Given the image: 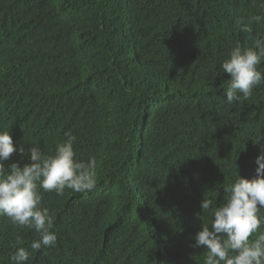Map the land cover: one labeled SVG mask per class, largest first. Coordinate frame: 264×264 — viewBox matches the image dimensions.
<instances>
[{"label":"trees","instance_id":"1","mask_svg":"<svg viewBox=\"0 0 264 264\" xmlns=\"http://www.w3.org/2000/svg\"><path fill=\"white\" fill-rule=\"evenodd\" d=\"M258 4L0 0V130L46 155L68 133L75 159L97 162L93 190H41L55 247L32 252L35 231L0 217V264H13L16 236L26 264H203L202 199L222 203L264 154V85L226 104L221 68L237 42L264 36V22L237 25L264 15Z\"/></svg>","mask_w":264,"mask_h":264},{"label":"clouds","instance_id":"2","mask_svg":"<svg viewBox=\"0 0 264 264\" xmlns=\"http://www.w3.org/2000/svg\"><path fill=\"white\" fill-rule=\"evenodd\" d=\"M264 10V0H259ZM264 22V15H253L237 21L238 29L251 33L253 24ZM248 46L239 42L228 52L221 63L222 72L228 74L227 87L223 90L226 104H233L252 97L254 89L264 85V36L250 37ZM64 139L55 143L50 154H44L37 144L25 149L14 147L9 132L0 130V217H5L17 228L34 230L37 238L30 243L32 252L55 247L57 235L54 218L42 207L43 192H55L62 196L66 189L73 192H89L96 186L97 162L90 156L85 162L75 159V137L65 133ZM259 138L254 141L258 143ZM264 153V145H261ZM13 153L27 156L28 162L20 166L12 162L5 166ZM255 175L242 178L235 172L231 183L223 187V202L202 199L201 213H207V221L192 237L195 248L204 246L203 264H264V154L255 160ZM237 169V168H236ZM201 213L198 219H201ZM256 234L255 239L250 237ZM20 236L11 247L15 251L10 260L13 264H26L30 252Z\"/></svg>","mask_w":264,"mask_h":264}]
</instances>
